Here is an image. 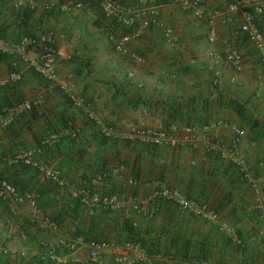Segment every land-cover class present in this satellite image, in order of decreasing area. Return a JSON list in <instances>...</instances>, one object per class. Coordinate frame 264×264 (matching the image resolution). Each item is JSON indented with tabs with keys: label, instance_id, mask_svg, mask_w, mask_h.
<instances>
[{
	"label": "crops",
	"instance_id": "0c3cea01",
	"mask_svg": "<svg viewBox=\"0 0 264 264\" xmlns=\"http://www.w3.org/2000/svg\"><path fill=\"white\" fill-rule=\"evenodd\" d=\"M118 1L144 9L133 27L120 31L131 35L124 51L110 38L121 27L111 30V20L93 0H0V41L14 46L25 35L52 30L61 78L31 74L43 42L26 54L4 52L8 59L0 61V176L21 192L35 193L34 201L0 200V264H164L163 258L129 263L131 253L117 260L116 250L92 261L89 247L71 252L66 245L78 237L122 242L132 236V222L144 252L170 254V264L186 257L207 264H264V62L253 40L239 33L251 12L264 34V12L255 5L229 11L236 0H204L197 10L164 0L159 21L141 27L150 17L147 0ZM230 50L242 55L241 68L228 60ZM13 72L21 79H11ZM70 92L85 106L67 99ZM26 101L32 108L18 110ZM88 110L117 136L102 141L101 128L86 123ZM2 114L12 117L6 126ZM235 126L243 131L238 144ZM148 127L169 129L180 143L156 145L140 132ZM54 133L75 137L61 147L46 146L41 155V164L61 171L59 182L21 160ZM231 147L256 178L241 174L227 151ZM105 167L110 176L103 179ZM156 182L213 205L243 244L235 245L216 224L155 197ZM97 192L119 194L120 206L81 202ZM55 254L70 259L63 263Z\"/></svg>",
	"mask_w": 264,
	"mask_h": 264
},
{
	"label": "built area",
	"instance_id": "2783aa9c",
	"mask_svg": "<svg viewBox=\"0 0 264 264\" xmlns=\"http://www.w3.org/2000/svg\"><path fill=\"white\" fill-rule=\"evenodd\" d=\"M93 1H95L100 6L104 14L107 16V18L116 19L117 22L119 23V27H121L120 25L124 27L125 26L133 27L136 23L137 18L141 15L142 13L141 11L144 10L138 7L126 6L118 0H93ZM161 1L164 0H147L150 6L148 8L150 11V15H149L150 17L145 19L141 27H146L150 23H157L159 21L157 18V14H158L159 3ZM203 1L204 0H176V2L182 7L192 10H197V7L200 6ZM79 5L81 6L82 4L79 3ZM253 5L259 8L260 13L264 12V0H260V1L236 0L229 5V11L248 8ZM136 32H138V30ZM115 33H117V30H115ZM239 33H245L249 38L253 40L264 62V34L257 26L254 13L251 12L245 13V22L241 25L239 29ZM166 36L169 39H172L173 33L171 29H168L166 31ZM110 38L116 49H118L119 51H124L125 45L131 40V35L129 32L123 34L118 33L117 35L112 34ZM52 39H53L52 30H49L44 36H40V37L25 35L21 38V41L14 46H9L8 44H5L4 42L0 41V51L9 52L11 50H16L18 52L21 51V54H26L31 46H37L40 44V42L41 43L43 42L44 48L42 50V57H39L38 61H33V65L35 66L37 72L47 77L48 79L54 81H61V78L58 75L55 68L56 50L51 45ZM210 40L212 42L216 40V32L214 30H212L211 32ZM227 58L236 67L241 68L242 55L237 50H230L228 52ZM21 76L22 74L20 72H13L11 75V79L19 80L21 79ZM74 99H75V104L77 106H85L83 100L77 98ZM31 108H32L31 101H26L24 103L17 105V109L21 111ZM13 111L15 112L16 108H14L12 112ZM87 114L89 117L93 119H97V116H95L90 110L87 111ZM4 115L5 114L1 115L2 126L8 125L12 120L11 116H8L7 114L5 116ZM213 126H216V124H213ZM235 129L238 135L242 133L240 129L237 128ZM191 131L192 130H190V132ZM103 133L107 137H112L115 136L116 134L112 126H104ZM143 135H145L149 140L153 141L157 145L169 144L174 146L179 143V139L176 136L162 131L158 132L149 129L143 131ZM59 139H60V135L57 133L50 135L49 137L43 139L41 141V144L25 152V154L21 157V160L28 165L39 168L41 171H43L44 176L46 178H50L55 181H61V176H60L61 173L59 170L48 167L46 164H41V161L37 159V155L42 152L44 146L55 144L56 142L59 141ZM237 139L239 140V137ZM231 155L235 158V161H238L242 165L245 164V161L243 159L238 158L237 152L235 150L231 152ZM246 176L253 179L255 178L253 173L250 171H246ZM154 196L163 198L165 200H170L175 204H177L184 211H188L197 216L204 217L205 219L213 223H217L218 225H220L221 230L224 231V233L228 237H230L236 244L238 245L242 244L243 240L238 235L237 231L233 227H231L227 222L221 220L220 214L215 207L213 208L207 203L198 201L196 199H192L187 195H185L180 189L169 187L167 185L166 186L161 185L154 192ZM0 199L11 205L16 202L34 201L35 193L32 191L21 192L15 184H13L12 182H10L5 178H0ZM82 202L84 204L91 206L103 204L110 209H116L120 206V200L117 195H100L98 193H95L90 196L87 195L83 196ZM51 223L54 226L57 225V223L54 220H52ZM66 245L70 250L78 246L89 247L91 260H96L102 251L110 248H114L124 252V256L125 254L132 252L131 256L126 259V261L129 263H132L136 259L152 257L145 254L141 245L135 242H127L124 245L117 246L116 244H113L105 240L104 241L86 240L83 237H78L75 238L74 241L68 242ZM124 256L118 255L116 259L122 260ZM54 257L58 261L63 263H67L68 260L70 259L69 255L67 254L65 255L55 254ZM184 264H192V262L186 260L184 261Z\"/></svg>",
	"mask_w": 264,
	"mask_h": 264
},
{
	"label": "rangeland",
	"instance_id": "374dc122",
	"mask_svg": "<svg viewBox=\"0 0 264 264\" xmlns=\"http://www.w3.org/2000/svg\"><path fill=\"white\" fill-rule=\"evenodd\" d=\"M82 4V3H81ZM124 29V26H122L121 25V29L118 31V33H120V31L121 30H123ZM115 30H117V29H115ZM172 30V29H171ZM215 32H216V30H214ZM122 34V33H121ZM57 58V57H56ZM69 97L73 100V102H74V104H75V99L74 98H77V99H80L79 97H77V96H74L73 94H71V92H70V95H69ZM74 97V98H73ZM80 100H82V99H80ZM76 105V104H75ZM92 112V111H91ZM95 116H97L94 112H92ZM87 116H88V114H87ZM88 118H90L91 120H93V121H95V123L101 128V131H102V134L104 135V133H103V128H104V126H112V125H110V124H108V123H106L105 121H103L102 119H100L98 116H97V119H93V118H91V117H89L88 116ZM219 123V121H217V122H215V123H213V124H218ZM213 124H211L210 125V128L211 127H214L213 126ZM113 127V126H112ZM114 128V127H113ZM235 128H237V129H240L241 131H242V128L241 127H239V126H235ZM234 128V131L236 132V129ZM153 130V131H162V132H166V133H169V134H171V132L169 131V129H153V128H143V129H141L140 130V132L142 131V133H143V131H146V130ZM114 130H115V128H114ZM115 132H116V130H115ZM236 135H237V137H236V139H235V142H236V144H238V143H240V141H241V139H242V135H243V131H242V133L240 134V135H238V133L236 132ZM117 136V133L115 134V136H112V137H106L105 135H104V137H106V138H108V140L109 139H111V138H115ZM178 139H179V136H176ZM239 137V140L237 139ZM151 141V140H150ZM151 142H153V141H151ZM154 143V142H153ZM179 143H180V140H179ZM178 143V144H179ZM155 144V143H154ZM157 145V144H156ZM165 145H169V144H165ZM236 151L237 152V156H238V158H241V159H243L244 161H245V164L244 165H242V164H240L238 161H235V158H234V161H235V163L237 164V165H239L240 167H241V172H242V174L243 175H246V171H250V172H252L253 173V175L255 176V173H254V171L252 170H250L249 168H247V161H246V159L245 158H243L240 154H239V152L237 151V149L235 148V147H231V148H229V150H227L228 151V153L229 154H231V152H233V151ZM255 178H256V176H255ZM155 185H156V190L161 186V185H165L166 186V184H164L163 182H156L155 183ZM170 187V186H169ZM155 190V191H156ZM114 195H117L118 197H119V200H120V202H121V198H120V196H119V194H117V193H113ZM186 195V194H185ZM188 196V195H187ZM189 197V196H188ZM193 199V198H192ZM196 200H198V199H196ZM198 201H201V202H204V203H207V204H209L208 202H206V201H203V200H198ZM177 205V204H176ZM210 206H212L213 208H214V206L213 205H211V204H209ZM178 206V205H177ZM179 207V206H178ZM180 208V207H179ZM181 209V208H180ZM182 210V209H181ZM184 211V210H183ZM186 212H188V211H186ZM219 212V211H218ZM188 213H190V212H188ZM154 215L155 213H153V212H151L150 211V215ZM190 214H192V215H194V216H196V217H199V218H202V219H204V220H207V219H205L204 217H201V216H197V215H195V214H193V213H190ZM220 214V213H219ZM264 217V216H263ZM221 218V217H220ZM221 220L222 221H225V222H227L231 227H233L236 231H237V233H238V230L234 227V225L233 224H231V223H229L228 221H226V220H224V219H222L221 218ZM207 221H209V220H207ZM209 222H211V221H209ZM213 223V222H212ZM214 224H216L217 225V227H218V229H219V231H221L222 233H224V231H222L221 230V228H220V225H218L217 223H214ZM225 234V233H224ZM226 235V234H225ZM238 235H239V233H238ZM227 236V235H226ZM240 237H241V235H239ZM228 238H230V237H228ZM231 239V238H230ZM241 239L243 240V238L241 237ZM232 240V239H231ZM99 241H104L103 239H101V240H99ZM105 241H109V242H111V243H113V244H116L117 246H120V245H124L125 243H127V242H132V241H127V240H124V241H122V242H117V240H105ZM233 241V240H232ZM234 242V241H233ZM234 244L235 245H237V246H240V245H242L243 244V242H242V244H236L235 242H234ZM76 248H74V249H71L70 251L72 252L73 250H75ZM107 250H116L118 253H117V256L118 255H122V256H124V252H122V251H120V250H117V249H114V248H110V249H107ZM104 251H106V250H104ZM104 251H102L100 254H102ZM145 254H147L148 256H152L151 258H147V260H153L154 258H163L164 260H165V263L164 264H170L171 262V260L172 261H174V258L172 257V255H170V254H165V253H160V254H148L147 252H144ZM130 253H128V254H125V255H129ZM131 254H132V252H131ZM171 258H170V257ZM99 257H100V255L98 256V258L97 259H99ZM146 258V257H145ZM91 259V258H90ZM96 259V260H97ZM171 259V260H170ZM190 261V262H192V264H207V261H205V260H202V258L200 259V260H195V259H193V258H188V257H186V258H183L182 260H181V264H184V261ZM92 261H95V260H92Z\"/></svg>",
	"mask_w": 264,
	"mask_h": 264
},
{
	"label": "trees",
	"instance_id": "16d2710c",
	"mask_svg": "<svg viewBox=\"0 0 264 264\" xmlns=\"http://www.w3.org/2000/svg\"><path fill=\"white\" fill-rule=\"evenodd\" d=\"M89 1H91V0H89ZM95 2V1H94ZM30 13L31 12H26V15L27 16H29L30 15ZM258 18V17H257ZM256 18V20H258ZM109 20H111L110 21V23H111V30H114V29H117V28H119V23L117 22V20L116 19H110V18H108ZM116 25V26H115ZM124 29L125 30H127L128 29V27H124ZM8 54L7 53H4V52H1L0 51V61H5V60H7L8 59V56H7ZM10 57H11V60H12V56L11 55H9ZM17 71V70H16ZM31 74L33 75V76H41V77H43L39 72H37V70H34V69H32L31 70ZM44 78V77H43ZM66 95V97H67V99H70V97L67 95V94H65ZM16 102H17V100H16ZM14 102H12V104H13ZM7 104H9L10 105V103H8V102H6L5 104H4V107L7 105ZM2 108V107H1ZM1 108H0V113L1 112H3V110H1ZM238 109H239V107H238ZM241 110L239 109V112H240ZM86 123L89 125V126H92V128H97V127H99L96 123H95V121H93V120H91L90 118H87L86 119ZM99 130H100V128H99ZM100 132H101V130H100ZM75 135L77 136L78 135V133H75ZM100 137H102V141H104V142H106V141H108V138H106V137H104V135L101 133V135H100ZM75 137H73V136H71V135H69V136H67L66 138H63L62 137V139H60V141L59 142H57V144H54V145H56L57 147H61V146H64L65 144H67V143H72V142H74L75 141V139H74ZM50 146H52V145H50ZM50 146H48V147H50ZM41 159V158H40ZM24 163V162H23ZM24 164H26V163H24ZM27 166H29V167H32V168H36V167H33V166H31V165H28V164H26ZM242 174V173H241ZM103 176V177H102ZM108 176H110V169H109V167H105V169H103L102 171H101V177L104 179L105 177H108ZM0 178H5V179H7V180H9L8 178H6V177H4V176H0ZM10 182H12L11 180H9ZM13 184H15L14 182H12ZM16 185V184H15ZM91 192V191H90ZM92 193V192H91ZM82 202V201H81ZM7 204V203H6ZM100 205V204H99ZM128 227H129V233H131L132 234V236H130V239H126L127 241H134V242H138V243H140L141 245H142V243H141V240H140V235H139V232H137V226L132 222L131 224H129L128 225ZM107 240H112V239H107ZM189 258V257H188Z\"/></svg>",
	"mask_w": 264,
	"mask_h": 264
},
{
	"label": "clouds",
	"instance_id": "9594fccd",
	"mask_svg": "<svg viewBox=\"0 0 264 264\" xmlns=\"http://www.w3.org/2000/svg\"><path fill=\"white\" fill-rule=\"evenodd\" d=\"M2 52V51H1ZM45 78H47V77H45ZM48 79V78H47ZM49 80H51V79H49ZM107 137V136H106ZM60 141V140H59ZM58 141V142H59ZM57 143V142H56ZM55 143V144H56ZM39 144H41V142L39 143ZM38 144V145H39ZM37 145V146H38ZM51 145H54V144H51ZM47 146H50V145H47ZM46 146H44V148H45ZM44 148L42 149V152L40 153V154H38L37 155V159H39L40 161L42 160V159H40L41 158V155H42V153H43V150H44ZM44 164H46V163H44ZM47 166H48V164H46ZM48 167H50V166H48ZM37 168V167H36ZM37 169H39V168H37ZM55 169V168H54ZM57 170H59V169H57ZM60 171V170H59ZM60 173H61V171H60ZM61 176V175H60ZM62 178V177H61ZM50 179V178H49ZM50 180H52V179H50ZM62 180V179H61ZM52 181H55V180H52ZM55 182H59V181H55ZM19 189V188H18ZM98 193V192H97ZM95 194V193H94ZM98 194H100V195H114L113 193H110V194H101V193H98ZM76 195H78V194H76ZM90 195H92V194H90ZM90 195H87V196H90ZM1 200V199H0ZM3 201V200H2ZM81 201H82V198H81ZM6 203V202H5ZM8 204V203H7ZM84 204V203H83ZM9 205V204H8ZM99 205V204H98ZM100 205H103V204H100ZM103 206H105V205H103ZM106 207V206H105ZM108 208V207H107ZM110 209V208H109ZM88 240H91V239H88ZM99 241V240H98ZM132 242H134V241H132ZM135 243H137L138 244V242H135ZM140 244V243H139ZM141 245V244H140ZM141 247H142V245H141ZM143 248V247H142ZM144 250V249H143Z\"/></svg>",
	"mask_w": 264,
	"mask_h": 264
}]
</instances>
